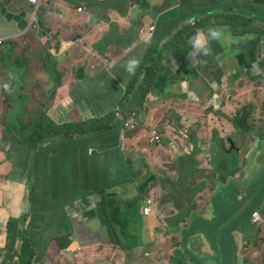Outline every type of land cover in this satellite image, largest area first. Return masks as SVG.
Segmentation results:
<instances>
[{
  "label": "crops",
  "instance_id": "1",
  "mask_svg": "<svg viewBox=\"0 0 264 264\" xmlns=\"http://www.w3.org/2000/svg\"><path fill=\"white\" fill-rule=\"evenodd\" d=\"M166 1L170 6L161 5L162 0H145L143 3L133 0H43L40 13L34 18L36 6L30 0H0V37L9 41L8 49L0 54V66L4 69L0 71V79L4 84L12 83L13 75L25 70L27 76L34 75L40 65L48 72L51 59L60 72L51 83H41L43 94L36 97L25 96V89L20 88L18 97L25 102L16 107L26 118L24 121H30L38 113V107L33 106H40L41 112L59 126L93 120L95 118L87 114L84 107L90 99L97 97L103 99L97 115L102 119L110 118V129L119 128L121 123L112 115L120 102L127 105L131 101L124 98L133 81L120 66L125 65V59L131 54L138 58L148 57L157 43L172 35L179 40L176 50L186 53V57L180 59L172 52L165 55L167 58L162 64L155 66V85L147 104L155 115L160 112L167 123L175 125L183 134L189 129L195 130L193 137L180 135L177 140H172L170 132L166 131L162 146L150 144L144 149L139 147V136L146 135L143 129L148 127V120L140 124L142 130L137 134L138 140L127 138L124 131L113 130L115 142L112 148L117 151L114 154L120 155L124 164H129L127 178L132 176V179H125L111 188L105 187L103 195L89 193L76 197L62 209L59 204L63 201L58 200L62 188L55 184V178L59 176L61 162L67 157L64 154L67 152L66 141L56 139L55 146L48 148L43 156L24 158L27 173L22 179L10 182L8 186L0 181V250H6L10 221L16 218L26 221L22 224L25 226L23 236L24 241L27 236L30 243L23 250L24 241L18 238L13 263L241 264L245 241L240 226L236 225L232 206L246 197L232 202L228 196L222 203L218 200L216 205L219 191L225 185H231V178L219 177L217 168L221 167L216 163L211 166L214 155L211 152L217 146V150L221 148L229 154L231 137L233 142V133L235 138L240 130L234 128L229 119H233L242 107L237 100L232 105V78H241L239 83L246 82L264 68V59L258 65L261 46H264V7L255 5V2L262 3L259 0H192L180 4L177 0ZM220 6L232 8V13L236 10L244 21L238 27L249 34L242 37L234 36L232 31L230 35L223 31L221 41L214 45L211 41V55L197 56L188 40L197 29L206 30L217 24L215 21L220 13L216 10ZM253 11L259 17L250 21ZM35 37L39 40L34 41ZM100 37L106 48L98 45ZM19 57L31 64L36 61L37 67L19 65L16 62ZM236 68L241 70L239 74ZM237 74L239 78H236ZM29 83L37 84L36 81ZM6 97L9 96L0 87V114L6 115L9 111V102H1ZM243 113L249 116L246 110ZM196 115L198 119L194 117ZM178 119H181L180 124H172ZM251 120V124L258 123L253 117ZM190 122L197 124L190 125ZM15 138L16 134L5 135V131L0 137L2 161L21 152ZM259 141V148L264 147V139L259 138ZM106 162L110 164L108 155ZM134 163L142 166L146 176L144 182L148 178L151 180L145 197H151L154 204L147 217L141 215L146 198L140 199L142 186L138 179L141 176ZM239 177L243 190L250 187L246 178ZM166 186L170 187L168 193H165ZM86 190L82 188L75 194ZM128 195L134 198L130 207L123 202ZM174 198L181 203H176ZM32 206L36 217L29 212ZM62 210L67 222L50 237L49 228L57 224L52 219L63 213ZM112 218L120 219L123 226L131 225L130 221L137 226L125 234L124 247L118 243ZM241 220L245 222L246 218ZM232 227L236 230L233 234L230 232ZM91 231L99 240L89 238L93 234Z\"/></svg>",
  "mask_w": 264,
  "mask_h": 264
},
{
  "label": "rangeland",
  "instance_id": "2",
  "mask_svg": "<svg viewBox=\"0 0 264 264\" xmlns=\"http://www.w3.org/2000/svg\"><path fill=\"white\" fill-rule=\"evenodd\" d=\"M135 3H143L145 2V0H133ZM188 1H192V0H177V4H180L181 2H188ZM232 2V0H230ZM260 2H255V5L258 7H264V0H259ZM83 2H85V0H83ZM229 5L232 3H228ZM262 4V5H261ZM161 5L165 6L168 5L170 6V2L166 1V0H162ZM216 13L219 14V18L215 21L217 24L215 26L212 27H218L220 29H222V31H224L225 33L230 35L231 32V27L226 25V23H229V17L232 15V8L228 9L224 6H220L219 8H217ZM254 16L255 17H259V15L253 11ZM179 15H181V12L178 14V19ZM254 16H252V18L250 19V21H254ZM198 25L200 26V23H198ZM198 27V26H197ZM239 28V27H238ZM240 29V28H239ZM233 32V29H232ZM27 40V38H26ZM34 41H38L39 39L37 37L33 38ZM100 44H98L101 47H105V44L101 41V37L99 39ZM216 41H212V44L214 45ZM221 43V42H220ZM179 46V40L177 37H172V35H169L168 38L162 40L159 42V44L157 43L156 47L154 48V50L151 52L152 54V60H155V62H152L149 65H159L160 63H162L160 60V56L161 55H166L169 53H172L173 50H175L177 47ZM8 49V48H7ZM20 51H19V55H20ZM131 57H134L133 54H131L130 56H128L125 60L127 61L128 59H130ZM262 59H264V46H261V51H260V60L261 62H259L258 65H261L262 63ZM125 61V62H126ZM19 65H25V64H30L32 67H37L36 66V61L33 62V64L30 63V61H24L23 57L17 58L16 61ZM56 62L54 60H50L49 65H48V72L47 71H43L42 70V65L39 66L37 72L32 75V76H27V74H25L26 70L23 71L21 74H14L13 75V80H18L17 82H9L7 83L9 85L10 91H6L3 87L4 82L2 79H0V87H3V89L5 90V93L7 94V96H9L12 99V103L11 101L8 103L9 108H10V115L9 117L11 118V120L14 119L15 115L18 113L19 109L16 107L17 104L20 103V101L18 102V100H20V97H18V95L21 94L20 88L22 87V89H25V96L27 95H39V94H43V87L41 85L42 82L47 81V82H52L53 79L55 77H58V74L60 73L56 67ZM122 71L125 69L124 64L122 63V65L120 66ZM22 69V68H21ZM24 69V68H23ZM238 70V74L241 71L239 68H236ZM4 70L2 66H0V71ZM141 70L138 71V73H140ZM199 75V73H197ZM236 75V78H239V75ZM253 79V80H252ZM242 79H233L232 78V83H234V88L232 89V105H235V101H239L242 105L241 110L236 114V116L231 119L232 117H229L232 126L235 128L236 126H240L241 128H237L240 129L238 130L239 133H237V135H235L234 138V133H233V150L232 152H230L229 154H225L224 151L220 148H218V150L216 149V147L214 146L213 151L211 152L212 159H211V166L215 165V163L218 162L219 156H223L225 155V158L228 159V161L232 162V160L234 159V157H236L238 155V152L240 154L241 157V162H240V166H241V171H240V175L244 178H246V180L251 184V186H254L256 182H258L259 180L262 179L263 175H264V147L259 148L260 141L259 138H263L264 139V68L260 69V73L258 74L257 71V75H254L251 77H249L246 82L242 81L239 83V81H241ZM31 81H36L37 84L33 85L32 83H29ZM11 83V84H10ZM41 85V86H40ZM2 92V91H1ZM47 96L50 95L49 92H44ZM6 98L1 99V102H4ZM25 102V101H24ZM23 102V103H24ZM102 102L103 99L97 98V97H93L92 99H90V101L88 102V105L86 107H84L88 112L87 114H92L91 116H93V118H96V121H102V118L100 116L97 115V113L102 109ZM97 103V105H96ZM29 105V104H27ZM29 106H33V105H29ZM38 107L36 109V111L38 112L37 114H35V116H33V118L29 121L27 119V121H24L23 124L26 126L24 128H31V127H35L38 124H36V118L38 117V121L40 119V115H41V108H39L40 106H33ZM8 108V110H9ZM28 110H30V108H27ZM200 110L203 112V110L200 108ZM244 110H246V112L249 114V116L244 112ZM138 109L136 110V113L138 115V117L140 116V114L137 112ZM32 113V112H31ZM5 113H1L0 114V137H3L4 135V122H3V117H4ZM169 117H172V113H168ZM30 116V115H29ZM28 116V117H29ZM195 118H199L198 115L194 116ZM216 118H219V115L216 114L215 115ZM254 118L258 121V123L256 125L251 124L252 120L251 118ZM26 119V118H24ZM180 120L178 119L177 121H174L172 124H180ZM251 120V122H250ZM103 122V121H102ZM104 122H110L111 121L109 119H107ZM166 120L163 116H161L160 112L156 113L152 112V115L148 117V127L144 128L143 131L146 135L143 136H139V147L141 149H144L146 147H148L149 141H148V129L152 128V127H157V128H161L163 126L166 125ZM250 122V123H249ZM129 123L134 124L135 128L134 129H129V128H125L124 125L125 123L122 122L120 127H119V133L123 132L125 133L126 137H133L136 140H138V133L141 132L142 128L140 127L141 125L139 123H137V118L136 117H132L129 119ZM193 124H197L196 122H190V125ZM56 125H60L59 123H56ZM208 125H210V122L208 121ZM81 126V124H77L76 125ZM77 127L74 128L75 131H77ZM24 131H26L24 129ZM165 131H169L172 137H176V140L179 138L180 133L179 130L172 132L169 128H166ZM103 132V134L98 135V136H90L87 137L86 142L89 145L90 142L92 141H96L97 139H101V138H105L106 136H108V138H110L111 140L115 139V133L111 132L110 130L105 129ZM10 134H16V132H12ZM184 136H187L186 134H183ZM238 136V137H236ZM232 138V137H231ZM84 139V138H83ZM234 141L236 142V145L239 147V151L235 152L234 151ZM258 141V144H257ZM76 142V141H75ZM74 142V143H75ZM112 144L113 142H109V143H100L99 147L100 150H97V156L102 160V163L105 164L106 162V156H108V161L110 162V164L105 165L106 172H108V180L106 183L105 187H114L120 183H122L123 180L128 179L127 175L128 172L126 171L127 169H129V164L128 163H123L122 157L118 154H114L115 152H117L115 149L112 148ZM219 145V143L217 144ZM228 148V146H227ZM122 150V149H121ZM228 156V158H227ZM113 159V162L111 161ZM2 162V160L0 159V163ZM131 164H133V161L131 160ZM136 166V172L140 175L143 172L142 167L138 165V163H134ZM134 166V165H133ZM134 166V167H135ZM13 162L10 161H6L5 163L2 164V166L0 167V172L2 173V175L0 176V181H5L7 178V174L13 170ZM220 171L219 177L221 179L225 178L224 173L221 171V169L217 168ZM103 174L101 171H95L93 169H91L90 167H88V175L90 176L91 174L93 175V180L94 182H98V177L97 174ZM131 173V172H130ZM212 177H215V174L212 172ZM23 177L20 176L18 177V179H22ZM136 179V176L134 177ZM227 178V177H226ZM37 178H32V180H36ZM132 179V176L129 178ZM103 180L106 181V178H99L100 184L97 185L98 186H103ZM6 186L9 185L10 182H4ZM91 183V181H90ZM96 186V184L94 185ZM226 186V185H225ZM105 187L101 190H99L102 193H98L100 195H102L104 193ZM170 191V187L166 186L165 189V193H168ZM224 190H220L219 191V195H218V199L216 200V205L219 203L218 200L221 199V202L226 200L228 198L229 195L224 194ZM76 191L74 189H70L68 193L62 194L59 197V201H65L67 198H70L71 196L75 195ZM34 195V194H32ZM128 198V199H127ZM134 198L130 197L128 195V197H126L124 199V203L129 205V207L131 206V204L133 203ZM174 201H176V203L180 204L181 202L177 200V198H174ZM129 207H127L129 209ZM132 209V208H131ZM133 211V210H132ZM30 213H33L34 217H36V211L34 210V207L32 206L29 209ZM170 213L172 211H169ZM257 213L259 216V220L254 222L253 221V216L251 215V220H250V224H248L249 222V218L247 217V220L244 222L243 220H241L242 222V226H240L239 228L241 229V237H243V241H245L244 243V248L241 249L243 250V255H242V262L241 264H264V204L256 211H254L252 214ZM125 215H127V210H125ZM126 220H129L127 217H125ZM114 226L116 228V230L118 231V233L122 234L123 233V228L127 227V225L123 226L122 221L118 218H112ZM52 222L57 223L56 225H53V228H63L64 227V222H67L65 220V215L63 213H58L56 215L55 218L52 219ZM248 225V226H247ZM246 227V235H245V228L243 229V227ZM36 227V226H34ZM129 230H133L135 228H137V226L135 224H131L128 225ZM136 232V231H133ZM175 245H176V241H175Z\"/></svg>",
  "mask_w": 264,
  "mask_h": 264
},
{
  "label": "trees",
  "instance_id": "3",
  "mask_svg": "<svg viewBox=\"0 0 264 264\" xmlns=\"http://www.w3.org/2000/svg\"><path fill=\"white\" fill-rule=\"evenodd\" d=\"M236 10L232 13V15L229 17V23L228 26L231 24L232 20V28L234 36H246L249 33H246L238 28L239 25H242L244 21L240 17L239 13H235ZM256 20V17L254 16V19ZM248 27V25H247ZM174 53L178 55L180 59H185L186 53H182L179 50H173ZM172 54V53H169ZM165 58H167L164 55L160 56L159 61H163ZM154 62L152 60V54L148 55L146 57L145 67L148 69V73L144 70L142 73L140 72L137 76V78L133 79V81L130 83L127 89V96L124 98V100H129L130 98H133L131 101H129V104L124 105V103L120 102V108L122 109L123 113L130 112V109L132 107L133 102H137L141 104V101L143 98H147V95L151 91V87L155 81L154 77L150 74L149 71V64ZM161 64V63H160ZM141 75H144L142 78L143 81L139 83L142 79ZM138 83V89L135 91V85ZM133 95L132 97H130ZM130 97V98H129ZM12 103V99L10 97H6V102ZM20 101V104H23V99L18 100ZM143 104H141L142 106ZM23 114L17 113L15 115V118H17L18 126L7 124L8 126H13L14 129H7V133L16 132V138L15 141L18 142V146L22 149L18 156H8V159L2 161L0 163V167L3 163L6 161L13 162V170L10 171L7 174V178L4 182H12L15 183L19 179L18 177L24 176L27 173V166H24V158L26 157H40L43 156L48 148L54 147V141L56 139H62L66 141L67 143V152L64 153L66 159L61 162V168L59 171V176L55 178V184L61 186L62 188V194H65L64 192L66 190L74 189L75 191H80L82 188H86L87 190L84 192L77 193L73 196H71L69 199L61 202L59 204L60 208L62 209L63 206L72 199L76 197H84L85 195L89 193H99L101 189H103L106 186L107 180H108V172H106L105 165L109 164L108 162L102 163L101 158L97 156V150H100L99 144L100 143H109L115 142V140H111L106 136L105 138L97 139L96 141L90 142L88 145L86 142L87 137L90 136H98L105 132H103L105 129L110 130L111 132L114 130H119V128H113L110 129V122H104L107 119H102V121L97 120L96 118L93 120H87V121H80L75 122L73 124H67V125H56L55 121L51 120L49 117L47 118L45 115H43V118L39 121L36 120V124H38L35 127L31 128H24L26 127L23 124L24 118ZM115 117V114L112 115ZM110 120V118H108ZM111 121V120H110ZM23 124V125H22ZM77 124H81V126H76ZM77 127V131L74 130V128ZM236 128H241L240 126H236ZM24 129L26 131H24ZM84 138V139H83ZM76 141V142H75ZM75 142V143H74ZM235 142V141H234ZM233 150V148H232ZM224 151V150H223ZM235 151V148H234ZM225 154L227 152L224 151ZM110 155V154H109ZM108 155V156H109ZM217 165L221 167L222 172L225 175V178H231V185L225 186L224 194L229 195L231 197L232 202H237L239 199H242L246 197V199L242 202H238L235 207L232 206V213L235 211L234 219H237L236 225L242 226L241 218L245 217L247 220V217L249 218L248 224H250L251 215L254 211L258 210L263 204H264V175L261 180L255 183L254 186L249 187V189L243 190L241 186L243 185V182L240 181V177H238V174L240 173L241 166L239 164V158L238 156L234 157L232 162L226 160V158H220L218 159ZM88 167L95 171H101L103 174H97L98 182H94L93 175H88ZM2 173L0 172V176ZM99 178H106V181L103 180V186H98L100 184ZM91 181V183H90ZM96 184V186H94ZM102 193V192H100ZM61 194V195H62ZM236 209V210H235ZM63 211V210H62ZM64 214V211H63ZM65 215V214H64ZM23 223H26L24 219H12L10 221L9 225V245H8V251L13 252L14 251V257H15V250L17 245V238H20L24 241L23 236V228L25 226H22ZM246 227L245 226V233H246ZM59 228H49L48 236L52 237V235L56 232V230ZM236 230L232 227L230 232L233 234ZM71 232L67 231V234L70 235ZM67 235V236H68ZM234 243V239L232 237V244ZM23 250L26 248V246H29V241L26 239L24 241ZM68 241L66 244L67 245ZM62 245V244H60ZM15 249V250H14ZM24 259H22V262ZM9 260H6L4 264H10ZM232 264H234L232 262ZM238 264V262L236 263Z\"/></svg>",
  "mask_w": 264,
  "mask_h": 264
},
{
  "label": "clouds",
  "instance_id": "4",
  "mask_svg": "<svg viewBox=\"0 0 264 264\" xmlns=\"http://www.w3.org/2000/svg\"><path fill=\"white\" fill-rule=\"evenodd\" d=\"M30 3H31V0H30ZM31 4H33V3H31ZM33 5L36 6V9L34 11V18H36L37 15L40 13L41 6L43 5V0H37L36 4H33ZM79 11L81 12L82 10H79ZM226 25H228V24H226ZM230 27H232V20H231ZM153 30L154 29H151V31H153ZM223 35L224 34H223L222 29H220L218 27H209L206 30H204V29H197L196 33L192 37L189 38L188 44L192 48V50L195 51V54L197 56H201V55L202 56H209V55L212 54V49L210 47L211 41H217V42H219V41H221L223 39ZM0 40L3 41V43H4L3 46L0 48V54H1L8 47L9 41L6 40V39H3L1 37H0ZM145 62H146V57H144V58L131 57L130 59H128L125 62L124 67H125L126 71L128 72V74L130 76H132L133 79H135V78H137V76L139 74L138 73L139 70H141V73L144 70L146 71V73H148L147 67L144 66L145 65ZM154 62H155V60H154ZM155 66H157V65H149V71H150V74L152 76H153V71L155 69ZM9 76L12 77V73H9ZM143 77H144V75H141V78L140 79H142ZM142 81H143V79L139 83H141ZM154 85H155V81H154L152 87L150 88L151 91L153 90ZM3 87H4V89L6 91H10L9 85L7 83H5L3 85ZM137 89H138V83L135 85V91H137ZM151 93L152 92H149L148 95H147V98H143L142 99V101H141V104H143L142 106H141L140 103L133 102L131 104L132 107L130 109V112L123 113L122 109L120 107H118L115 110V113H114L115 114V117L114 118L116 120H118L120 123L124 122L125 123L124 127L125 128H129V129H134L135 128V125L134 124L129 123V119L132 118V117H136L137 118V123L142 124V125L145 124L146 123V120H148V117L152 115L151 106H150V104H147L148 96ZM132 96L133 95H131L130 97H132ZM132 99L133 98H130L129 100H132ZM5 102H6V99H5ZM23 102H24V100H23ZM137 109H138L137 112L140 114L139 117H138V115L136 113V110ZM9 115H10V109L7 112V114L5 115V118L3 119L5 135L8 134L7 133V129L8 130L10 128L11 129H14L13 126L10 127L7 124H11V125L18 126L17 118L14 117V119L11 120V118L9 117ZM43 115H45L48 118V116L44 112H41L40 119L43 118ZM166 128H169L172 132H175V131L179 130L175 125L174 126H171L167 122H166V125L163 126V127H161V128H157V127L149 128L148 129V141H149V144H151L153 146H162V144H164L165 132H166L165 129ZM153 130H156L157 133H158V135L160 136V143L159 144L152 143L150 141L151 133H152ZM187 131H188V133L185 132V134L187 136L193 137L192 135L195 133V130H190L189 129ZM179 133H180V135L183 136V133L180 132V130H179ZM171 139L172 140H176V137H171ZM232 148H233V142H232V138H231V144H230V148H229V153L232 152ZM234 148H235V152H238L239 151V147L236 145V142H234ZM237 156L239 158V164H240L241 157H240L239 152H238V155ZM239 175H240V173L238 174V177H239ZM140 176H141V179H138V183L141 184L142 190L140 191L139 195H140V199L143 200V199L146 198L145 197V193L148 190V188L150 187L149 183L151 182V180L148 178L144 182V180L146 178V176L144 175V170H143L142 174L139 175V177ZM128 180H129V178L127 179V181ZM120 184H122V183H120ZM247 189H249V187ZM145 203H146L145 206L141 208V215L142 214L144 215V216L142 215V217H147V215H149L151 213V211H152V205L154 204V201H153V199L151 197H148V198L145 199ZM100 206H101V203H100ZM146 208L149 209V212L148 213L145 212V209ZM103 210H104V208H103ZM252 216H253V214H252ZM130 223L132 224V221H130ZM125 225H127V227H124L123 228V233L122 234L118 233L117 230H114V233H115L116 237L118 238V243L122 247H124V243H125V241H127L126 238H125V234L128 231H131V230H129L128 224H125ZM92 233L93 234L89 238L90 239L99 240L98 235L95 234L94 232H92ZM17 240H19V239L17 238ZM8 245H9V232H8ZM8 245H7V248H6L5 251L0 250V260H1L2 256L5 254V256H4L5 258L1 260L0 264H4L6 260L12 261V262H10V264H15V262L13 263L15 257H14V255L11 252L8 251ZM76 245H77V243L75 244V246Z\"/></svg>",
  "mask_w": 264,
  "mask_h": 264
},
{
  "label": "built area",
  "instance_id": "5",
  "mask_svg": "<svg viewBox=\"0 0 264 264\" xmlns=\"http://www.w3.org/2000/svg\"><path fill=\"white\" fill-rule=\"evenodd\" d=\"M37 0H31V3L33 4H36ZM3 41L0 40V48L3 46ZM150 141L152 143H156V144H159L160 143V136L158 135L157 131L156 130H153L152 133H151V137H150ZM145 212L148 213L149 212V209L146 208L145 209ZM259 220V216L257 213H254L253 214V221L256 222Z\"/></svg>",
  "mask_w": 264,
  "mask_h": 264
},
{
  "label": "flooded vegetation",
  "instance_id": "6",
  "mask_svg": "<svg viewBox=\"0 0 264 264\" xmlns=\"http://www.w3.org/2000/svg\"><path fill=\"white\" fill-rule=\"evenodd\" d=\"M89 237H91V235Z\"/></svg>",
  "mask_w": 264,
  "mask_h": 264
}]
</instances>
